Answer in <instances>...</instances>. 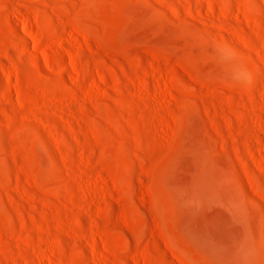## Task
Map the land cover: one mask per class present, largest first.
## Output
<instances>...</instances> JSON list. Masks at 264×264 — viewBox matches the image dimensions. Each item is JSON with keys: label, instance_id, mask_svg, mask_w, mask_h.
Returning <instances> with one entry per match:
<instances>
[{"label": "rangeland", "instance_id": "obj_1", "mask_svg": "<svg viewBox=\"0 0 264 264\" xmlns=\"http://www.w3.org/2000/svg\"><path fill=\"white\" fill-rule=\"evenodd\" d=\"M0 264H264V0H0Z\"/></svg>", "mask_w": 264, "mask_h": 264}, {"label": "clouds", "instance_id": "obj_2", "mask_svg": "<svg viewBox=\"0 0 264 264\" xmlns=\"http://www.w3.org/2000/svg\"><path fill=\"white\" fill-rule=\"evenodd\" d=\"M219 47H226L222 42L219 43ZM231 59L236 62L239 66L240 71L232 76V80L240 85L245 86L252 82V74L251 71L247 68L246 65L243 64L242 60L239 57V53L235 50H232Z\"/></svg>", "mask_w": 264, "mask_h": 264}]
</instances>
